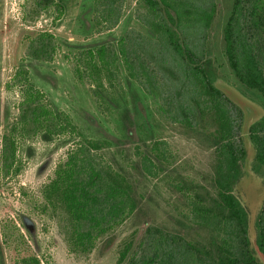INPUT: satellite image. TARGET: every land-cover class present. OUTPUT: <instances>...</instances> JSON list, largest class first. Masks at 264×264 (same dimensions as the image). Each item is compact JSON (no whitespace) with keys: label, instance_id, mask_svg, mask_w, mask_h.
<instances>
[{"label":"rangeland","instance_id":"374dc122","mask_svg":"<svg viewBox=\"0 0 264 264\" xmlns=\"http://www.w3.org/2000/svg\"><path fill=\"white\" fill-rule=\"evenodd\" d=\"M53 1L62 8L60 16L53 6L37 14L34 0H0V136L8 135L17 122L21 86L14 74L23 68L29 83L45 96V103L66 113L84 138L106 143L100 155L129 178L138 208L89 254L69 252L63 224L43 214L39 206L42 186L75 140L66 136L50 141L40 135L23 136L17 140L10 169L6 171L0 163V234L5 225L12 237L13 223L42 264H115L122 243L134 234L131 240L136 243L151 226L205 241L207 230L193 223L189 200L174 186L186 181L208 188L215 161V125L210 114H198L196 121L187 125L173 122L166 112V99L173 90L181 89L179 98L185 102L190 93L182 89L186 83L176 66L178 57L163 50L149 28L150 17L143 1L122 0L111 9L99 0ZM191 1L197 5L206 3ZM213 2L215 11L205 38L200 29H190L186 40L196 54L211 60L214 85L234 105L231 112L235 131L246 150L243 176L234 194L248 212L253 246L256 218L264 201V177L253 170L255 152L248 129L261 119L264 109L257 97L239 92L240 85L224 56L223 30L233 0ZM42 32L53 37L55 51L48 60L29 54V38ZM122 38L128 42L127 53L135 46L128 62L137 70L135 59L141 57V70L150 79L134 80L117 59L112 67L114 81L105 82V91L98 94L90 80L82 73L78 75L76 69H83L87 51L114 48ZM250 43L258 55L264 56L261 36L255 35ZM150 141L160 143V151L170 166L152 174L145 172L141 164V152ZM14 244V236L10 243L2 244V264H10Z\"/></svg>","mask_w":264,"mask_h":264},{"label":"trees","instance_id":"16d2710c","mask_svg":"<svg viewBox=\"0 0 264 264\" xmlns=\"http://www.w3.org/2000/svg\"><path fill=\"white\" fill-rule=\"evenodd\" d=\"M120 1L99 0L107 9ZM142 1L150 17L149 28L159 46L178 57L176 66L186 83L182 89L190 93L189 101L185 102L179 98L181 89L173 90L166 99V112L173 122L187 125H192L198 114H210L215 125L212 135L215 161L208 188L186 181L174 186L189 200L193 223L207 230L205 241L188 239L157 226L147 227L136 243L131 240L136 234L122 243L115 264H264V201L256 218L257 234L251 246L248 212L234 194L246 160V150L232 118L234 105L214 85L211 60L196 54L186 40L190 29H200L205 38L215 4L213 0H204V5L191 0ZM34 4L37 14L53 6L61 15V6L53 0H34ZM255 35L261 36L264 44V0H233L223 30L224 56L240 85L239 92L257 97L264 109V62H261L264 56L251 46ZM52 40L49 33H34L28 41L29 54L36 59H51L55 51ZM127 43L122 38L114 48L87 51L82 59L83 69L78 67L77 74L86 76L98 94L105 91V82L114 81L112 67L117 59L134 80L150 79L141 70V57L135 59L137 70L128 62L135 46L127 53ZM27 76L23 68L14 74V80L21 86V100L17 122L8 135L0 136L1 166L6 171L10 169L17 140L23 136L40 135L45 141L62 136L75 140L42 186L39 207L43 214H50L63 224L69 252L89 254L137 211L134 187L124 173L100 155L106 143L84 138L66 113L45 103V96L29 83ZM248 138L255 152L253 170L264 177V115L249 127ZM141 164L149 174L170 167L158 141L144 145ZM11 224L15 244L10 250V264H42L20 230ZM7 227L1 226L0 264L4 259L1 246L12 239Z\"/></svg>","mask_w":264,"mask_h":264}]
</instances>
